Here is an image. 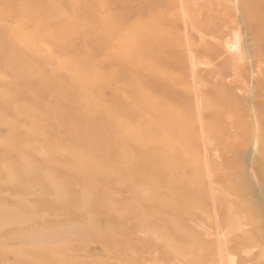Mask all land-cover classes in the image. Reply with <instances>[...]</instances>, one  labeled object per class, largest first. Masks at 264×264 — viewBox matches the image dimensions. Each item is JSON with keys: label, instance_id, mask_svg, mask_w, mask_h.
Returning a JSON list of instances; mask_svg holds the SVG:
<instances>
[{"label": "bare ground", "instance_id": "bare-ground-1", "mask_svg": "<svg viewBox=\"0 0 264 264\" xmlns=\"http://www.w3.org/2000/svg\"><path fill=\"white\" fill-rule=\"evenodd\" d=\"M5 4L0 264H262L264 0Z\"/></svg>", "mask_w": 264, "mask_h": 264}, {"label": "snow or ice", "instance_id": "snow-or-ice-1", "mask_svg": "<svg viewBox=\"0 0 264 264\" xmlns=\"http://www.w3.org/2000/svg\"><path fill=\"white\" fill-rule=\"evenodd\" d=\"M0 7H3L5 10H7L10 6L5 4ZM36 7H43V6H36ZM151 7V6H148ZM237 11V14H240V10L242 8V5L237 2L236 4L232 5ZM243 7L247 8V5H244ZM68 26L73 27V26H79V20L73 19L71 17H68ZM249 22L250 23H255V18L254 17H249ZM108 23V22H106ZM122 24L126 25L125 30H124V39H121L120 41L117 42V46L112 49V52H114L116 55L121 57L122 59L129 61V62H134L139 54V49L141 47V42H142V37L145 35V33L141 30L140 26L136 22L129 23L128 21H123ZM259 24H260V32H261V42L262 45H264V12L261 13V16L259 18ZM240 36L237 34L236 40H237V45L239 42ZM234 50H238V47ZM49 52L52 51V49H48ZM262 55H264V47H262ZM262 225H264V218L261 220ZM42 249H49L50 247L52 249H55L59 245H57L53 241H42L40 242L39 245ZM120 245L119 243L117 244V249H119ZM254 250V249H253ZM260 250L261 252H264V230L261 232L260 236ZM137 253L135 251L131 252V255L129 257H125L123 255L118 256L116 258L107 260L104 262V264H160L159 261H140L138 259H134ZM245 256L250 255L249 251H245L244 253ZM34 264H45L43 261H36ZM55 264H75L74 261H65L63 259L55 262ZM179 264V262H177ZM187 264H202L200 261H190L187 262ZM241 264H247L245 261H241ZM262 264H264V261H262Z\"/></svg>", "mask_w": 264, "mask_h": 264}]
</instances>
